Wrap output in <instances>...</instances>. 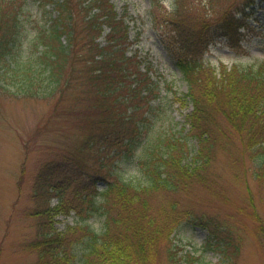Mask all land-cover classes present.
Returning <instances> with one entry per match:
<instances>
[{"label":"trees","instance_id":"obj_1","mask_svg":"<svg viewBox=\"0 0 264 264\" xmlns=\"http://www.w3.org/2000/svg\"><path fill=\"white\" fill-rule=\"evenodd\" d=\"M77 1L88 14L83 20L88 39L77 30L72 0H0V92L15 99L61 101L82 88L88 107V137L76 150L80 157L65 158L74 164L73 173L61 161L45 163L37 173L34 195L45 205L31 213L38 223L25 246L37 255L36 264H157L161 246L172 242L168 237L193 213L176 201L157 205L156 193L215 188L219 184L211 168L217 149L244 172L253 165V176L264 182V60L231 66L202 61L220 38L238 45L246 9L264 0H243L239 6L236 0H173L172 12L155 33L188 84L187 93H175L179 103L192 106L181 130L156 127L164 112L162 87L139 55L129 53L140 34L131 40L127 14H120L112 0ZM34 2L45 5L35 9ZM162 4L151 0V9L159 11ZM84 47L85 58L80 55ZM121 144L130 157L141 151V182L113 173L86 176L84 161L107 148L116 153ZM104 167L102 161L99 170ZM99 183L104 187L98 193ZM72 210H88V217L59 230L56 217ZM94 215L104 219L100 230L89 223ZM221 228L217 224L213 232ZM175 252L170 248L175 264H194L193 258L176 259ZM238 252L237 247L232 254Z\"/></svg>","mask_w":264,"mask_h":264},{"label":"rangeland","instance_id":"obj_2","mask_svg":"<svg viewBox=\"0 0 264 264\" xmlns=\"http://www.w3.org/2000/svg\"><path fill=\"white\" fill-rule=\"evenodd\" d=\"M112 1L120 14H127L131 40L140 34V41L130 46L129 53L139 55L142 66L151 68L153 77L162 87L164 112L156 127L170 125L181 130L187 126L186 117L192 106L179 103L175 93L179 96L187 93L188 84L177 60L162 47L155 33L172 12L174 1L162 0L159 11L151 9V0ZM242 1L236 0L237 6ZM39 3L34 2L35 9L45 5ZM232 3L235 2L228 4ZM195 4L198 7V3ZM223 4L221 1V6ZM78 5L77 0H72L78 16L77 30L88 39L83 24L88 14ZM244 23L238 45L232 47L225 38H220L207 47L202 61L212 66H231L237 62L264 60V4L246 9ZM177 48L178 53L182 51L179 46ZM80 55L88 56L87 47L80 50ZM82 61L78 69L83 74L85 61ZM81 89H73L61 101L58 97L15 99L0 92V264L37 262V255L25 246L34 238L38 223L31 213L45 205V201L34 195L36 176L45 163L57 161L67 164L65 170L73 173L74 164L66 163L65 158L72 159L75 154L80 157L76 150L88 137V107L81 100ZM220 123L225 124L223 119ZM194 146L195 142H191L192 149ZM116 148V153L112 148L105 149L99 156L95 155L96 159L84 161L87 157L82 156L86 176L88 173L100 176L113 173L134 183L141 182L143 173L137 160L141 151L130 157L123 154L125 147L122 144ZM102 161L105 167L100 171ZM248 164L251 170L244 172L228 159L225 151L217 149V158L211 168V174L219 184L215 188L208 190L196 186L192 191L156 193L154 201L157 205L165 203L163 206H166L169 201H176L182 209L188 208L193 213L168 237L172 242H164L161 246L157 264H175L170 260L172 247L177 251L175 258L183 263L185 259L193 258L194 264H264V182L253 176L254 167ZM102 186L103 183H99L98 193ZM68 197L72 198L70 191ZM56 203L57 197H54L49 206ZM87 213L88 210H81L80 214L72 210L69 215H59L56 227L63 230L65 225L87 218ZM196 219H201L203 224ZM103 220L95 215L89 217V223L97 230L101 229ZM217 224L223 228L215 233L213 229ZM228 238L229 251L223 253L221 249ZM237 247L239 252L235 257L232 252Z\"/></svg>","mask_w":264,"mask_h":264}]
</instances>
